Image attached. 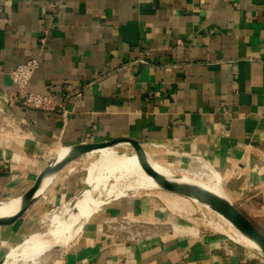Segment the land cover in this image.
Instances as JSON below:
<instances>
[{
	"label": "crops",
	"instance_id": "crops-1",
	"mask_svg": "<svg viewBox=\"0 0 264 264\" xmlns=\"http://www.w3.org/2000/svg\"><path fill=\"white\" fill-rule=\"evenodd\" d=\"M31 58L27 89L56 110L9 100L10 72ZM115 138L141 142L155 162L168 150L207 161L264 233V0H0V202L28 190L57 148ZM63 172L0 226V257L69 196V185L57 193ZM155 194L112 201L41 264H264L235 235L200 227L122 235L121 217L162 224Z\"/></svg>",
	"mask_w": 264,
	"mask_h": 264
},
{
	"label": "bare ground",
	"instance_id": "bare-ground-1",
	"mask_svg": "<svg viewBox=\"0 0 264 264\" xmlns=\"http://www.w3.org/2000/svg\"><path fill=\"white\" fill-rule=\"evenodd\" d=\"M122 145L125 144L117 146ZM117 146L101 149L84 157L89 160L85 183L89 185V190L81 195H78L79 192H77V194L48 210L40 218L38 227V230L44 235L42 234L37 238H31V235H29L24 238L20 245L9 251L4 264H41V259L46 250L68 246L80 234L87 221L112 201L129 195L142 193L143 195H151L155 191L158 193L155 195H160L161 191L158 192L156 183L143 171L134 152L121 153L116 150ZM156 149L157 147H152L154 153L157 152ZM167 152L184 154L189 158H193L191 170H184L186 168L181 167L182 174L179 175L178 169L162 166L152 161L155 169L167 176L177 178L183 183L197 184L209 191L225 196L219 173L207 161L178 151L168 150ZM58 172L57 174H60L63 171L61 169ZM67 172L64 171L63 173ZM52 178L54 179V176L46 178L45 188ZM20 200L21 198L18 197L0 203V216L14 213L20 204ZM194 204L205 208L213 217L207 222L212 229L227 230L228 233L235 235L239 241L247 243L244 245L255 247L251 241L241 235L221 216L204 205Z\"/></svg>",
	"mask_w": 264,
	"mask_h": 264
},
{
	"label": "water",
	"instance_id": "water-1",
	"mask_svg": "<svg viewBox=\"0 0 264 264\" xmlns=\"http://www.w3.org/2000/svg\"><path fill=\"white\" fill-rule=\"evenodd\" d=\"M119 144L127 145L130 151L134 152L143 171L156 183L157 190L171 193L194 203L206 206L226 220L241 235L251 241L255 245V247L251 248L264 258V233L232 203L226 194L225 196H221L200 185L183 183L177 178L165 175L155 169L152 162L153 160L141 142L127 138H115L102 142H84L68 147L57 148L58 151H55L54 155L47 160L46 166L40 171L33 185L20 195V204L15 212L10 215L0 216V226L11 224L29 208L33 201L37 199L44 190L46 178L55 176L59 170L79 158L101 149L115 147ZM89 188V185L84 184L78 195L83 194V192L89 190ZM23 240L12 248L20 245ZM11 249L0 257V264L5 263Z\"/></svg>",
	"mask_w": 264,
	"mask_h": 264
},
{
	"label": "rangeland",
	"instance_id": "rangeland-1",
	"mask_svg": "<svg viewBox=\"0 0 264 264\" xmlns=\"http://www.w3.org/2000/svg\"><path fill=\"white\" fill-rule=\"evenodd\" d=\"M116 150L121 153H127V154L131 153L130 148L127 145L117 146ZM166 152L164 151L162 152V154H160L161 155L160 156L161 158L159 160L160 162H157V163L161 164L162 166H166V167L173 168V169H178L179 175L182 174V170H180L181 167L186 168L184 170H191V164H193L192 159L185 157L184 154L180 155L178 153L175 154V153H168V152L166 153ZM88 165H89V160L82 157L70 163V165L66 168L65 171H68V172L65 173V176L61 178L62 180L58 182L59 185L57 186V191L58 190L59 191L57 193L61 194L60 192H63L66 190L65 186L69 185V196L68 197L66 196L63 199L59 200L57 205L64 202L67 198L77 194V192L82 190L84 184L86 183V178H87L86 168H88ZM154 193L158 194L156 191ZM163 194L164 192H160L159 202H161L160 208H161L162 213L164 214L162 216L166 219V221L164 219L162 224L161 223L155 224V221H152L151 219H146V220L137 219V222L133 223L129 219L130 221L126 220L128 223L126 222L123 224L121 222L122 217L119 218V220L115 218L116 220H118L117 222H119V232L122 235L124 234L126 236H132V237L144 236L147 232H150L149 227H152L154 225H161L163 226V228L165 226V229H166L170 226L169 223L172 222L173 224L177 223L180 225H187L191 227L195 226V227H200L202 229H205L207 231H212L215 233H222V234L227 235L234 241H236L232 236L229 235L230 233H228L227 230H222V231L214 230L207 224V222L213 219V217L208 213V211L205 208L198 207V205H195L192 201H188L184 198L181 200L182 202H179L177 204L176 202H172L171 200L166 201L164 199V196L163 197L161 196ZM140 195L144 196L143 193ZM42 215L40 214L38 218L40 219ZM123 220L125 221V219ZM126 224H129V225H126ZM38 227H39V223L33 226V228L31 229L32 231H30V233H26V234L27 235L30 234L31 238L40 237L42 236V234L44 235V233L38 230ZM27 235H23V236L25 237ZM23 236L22 238H24ZM56 248H63V247L60 246ZM56 248H53V249H56ZM53 249L46 250L45 253Z\"/></svg>",
	"mask_w": 264,
	"mask_h": 264
},
{
	"label": "built area",
	"instance_id": "built-area-1",
	"mask_svg": "<svg viewBox=\"0 0 264 264\" xmlns=\"http://www.w3.org/2000/svg\"><path fill=\"white\" fill-rule=\"evenodd\" d=\"M38 58H31L25 63L18 65L10 72L11 80L16 86V95L11 96L9 100H15L17 95H22L21 107L31 109L56 110L52 99L49 95H40L32 93L27 89V83L30 80L34 70L38 65ZM152 147L161 148L162 145L152 144ZM162 149V148H161ZM163 149H165L163 147ZM2 203V202H0Z\"/></svg>",
	"mask_w": 264,
	"mask_h": 264
}]
</instances>
